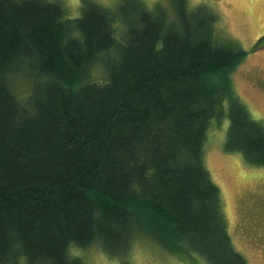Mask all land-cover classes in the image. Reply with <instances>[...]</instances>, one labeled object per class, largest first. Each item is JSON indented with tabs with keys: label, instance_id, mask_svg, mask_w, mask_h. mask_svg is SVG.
Listing matches in <instances>:
<instances>
[{
	"label": "trees",
	"instance_id": "obj_1",
	"mask_svg": "<svg viewBox=\"0 0 264 264\" xmlns=\"http://www.w3.org/2000/svg\"><path fill=\"white\" fill-rule=\"evenodd\" d=\"M168 3L83 0L70 17L56 0H0V264H84L69 247L94 241L126 261L136 235L246 264L203 161L226 116L224 147L264 164V123L230 75L246 51L209 5Z\"/></svg>",
	"mask_w": 264,
	"mask_h": 264
},
{
	"label": "rangeland",
	"instance_id": "obj_2",
	"mask_svg": "<svg viewBox=\"0 0 264 264\" xmlns=\"http://www.w3.org/2000/svg\"><path fill=\"white\" fill-rule=\"evenodd\" d=\"M68 16L79 13L83 0H56ZM114 9L119 0H93ZM152 7L169 0H143ZM216 13V30L226 39L237 42L246 51L230 75L235 92L248 107L253 118L264 123V0H186L189 8L199 3ZM118 38L120 26L117 23ZM92 80L102 79V69L94 66ZM11 87L20 95L27 93L28 79L11 77ZM228 118L210 121L204 142L203 161L212 181L220 189L221 206L234 247L246 264H264V164L245 161L236 150L224 147ZM69 252L80 256L84 264H209L203 257H188L170 252L148 236L136 235L127 260L107 254L97 241L87 246L70 245Z\"/></svg>",
	"mask_w": 264,
	"mask_h": 264
}]
</instances>
